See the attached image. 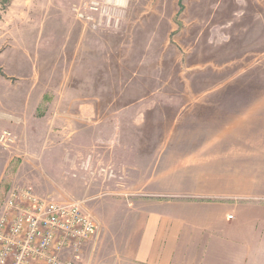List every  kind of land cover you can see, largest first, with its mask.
Instances as JSON below:
<instances>
[{"label": "rangeland", "instance_id": "rangeland-1", "mask_svg": "<svg viewBox=\"0 0 264 264\" xmlns=\"http://www.w3.org/2000/svg\"><path fill=\"white\" fill-rule=\"evenodd\" d=\"M90 1L0 0V208L79 202L81 263L106 264L180 183L262 170L264 0H123L94 27Z\"/></svg>", "mask_w": 264, "mask_h": 264}, {"label": "crops", "instance_id": "crops-1", "mask_svg": "<svg viewBox=\"0 0 264 264\" xmlns=\"http://www.w3.org/2000/svg\"><path fill=\"white\" fill-rule=\"evenodd\" d=\"M261 164L247 177L180 183L174 196L153 202L130 237L112 243L106 264H264Z\"/></svg>", "mask_w": 264, "mask_h": 264}, {"label": "built area", "instance_id": "built-area-1", "mask_svg": "<svg viewBox=\"0 0 264 264\" xmlns=\"http://www.w3.org/2000/svg\"><path fill=\"white\" fill-rule=\"evenodd\" d=\"M122 3L92 0L77 10L78 17L94 27L96 15L102 13L111 24L112 7ZM14 140L9 131L0 135L3 146ZM96 230V219L79 202H60L41 196L32 186H15L0 208V264H82V250Z\"/></svg>", "mask_w": 264, "mask_h": 264}]
</instances>
